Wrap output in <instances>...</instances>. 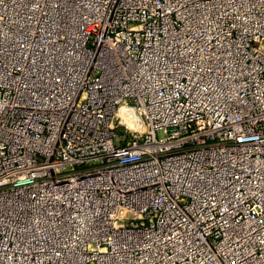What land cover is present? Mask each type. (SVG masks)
<instances>
[{"label":"built area","instance_id":"built-area-1","mask_svg":"<svg viewBox=\"0 0 264 264\" xmlns=\"http://www.w3.org/2000/svg\"><path fill=\"white\" fill-rule=\"evenodd\" d=\"M0 264H264V0H0Z\"/></svg>","mask_w":264,"mask_h":264},{"label":"bare ground","instance_id":"bare-ground-1","mask_svg":"<svg viewBox=\"0 0 264 264\" xmlns=\"http://www.w3.org/2000/svg\"><path fill=\"white\" fill-rule=\"evenodd\" d=\"M28 78V74H27ZM119 115L122 117L123 120L126 121L127 125L129 127H134L135 123L133 120V112L130 111L128 108H125L124 106L119 109Z\"/></svg>","mask_w":264,"mask_h":264},{"label":"rangeland","instance_id":"rangeland-1","mask_svg":"<svg viewBox=\"0 0 264 264\" xmlns=\"http://www.w3.org/2000/svg\"><path fill=\"white\" fill-rule=\"evenodd\" d=\"M136 118H138L137 115H134V113H133V120H135ZM122 129H124V126H120L119 131H122ZM162 136H163V134L160 133V132L157 134V137H158V138H160V137H162Z\"/></svg>","mask_w":264,"mask_h":264}]
</instances>
